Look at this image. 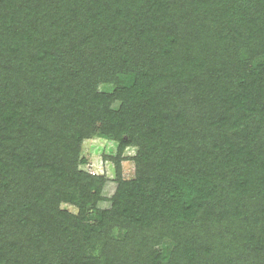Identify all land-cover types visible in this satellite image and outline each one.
Instances as JSON below:
<instances>
[{"label": "trees", "instance_id": "trees-1", "mask_svg": "<svg viewBox=\"0 0 264 264\" xmlns=\"http://www.w3.org/2000/svg\"><path fill=\"white\" fill-rule=\"evenodd\" d=\"M0 264H264V0H0Z\"/></svg>", "mask_w": 264, "mask_h": 264}, {"label": "rangeland", "instance_id": "rangeland-1", "mask_svg": "<svg viewBox=\"0 0 264 264\" xmlns=\"http://www.w3.org/2000/svg\"><path fill=\"white\" fill-rule=\"evenodd\" d=\"M113 86L101 85L98 88L100 92H110ZM138 147H126L122 151L119 143L101 134L94 135L91 139H86L81 146L80 160L85 163L79 166L80 171L86 172L92 176H103L108 180H114L118 176L116 160H120L121 177L126 180H133L136 177V166L132 158L138 153ZM61 208L76 214L77 208L62 203ZM159 250L170 251L165 246H159Z\"/></svg>", "mask_w": 264, "mask_h": 264}]
</instances>
